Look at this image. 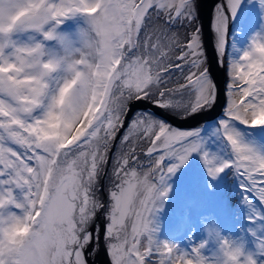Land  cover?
I'll return each instance as SVG.
<instances>
[{
  "label": "snow or ice",
  "instance_id": "snow-or-ice-1",
  "mask_svg": "<svg viewBox=\"0 0 264 264\" xmlns=\"http://www.w3.org/2000/svg\"><path fill=\"white\" fill-rule=\"evenodd\" d=\"M255 3L264 13V0ZM199 4L0 0V264H90L101 254L108 264H264V147L236 127L264 128V23L237 55L227 52L244 0H224L211 20L227 74L224 119L211 136L230 157L210 151L202 129L148 111L126 119L139 100L179 120L216 103ZM193 153L209 177H238L245 238L214 222L187 249L159 238L168 179Z\"/></svg>",
  "mask_w": 264,
  "mask_h": 264
},
{
  "label": "rangeland",
  "instance_id": "rangeland-1",
  "mask_svg": "<svg viewBox=\"0 0 264 264\" xmlns=\"http://www.w3.org/2000/svg\"><path fill=\"white\" fill-rule=\"evenodd\" d=\"M250 1L251 11L255 10L257 12L255 15L261 18L260 24L264 23V19H262V17H264V13L260 11L258 4L255 3V0ZM251 11L249 8H245L246 14L248 12L250 15ZM240 15L241 14L238 13L237 17L231 20L229 25V45L227 49L228 57L237 55V50L243 49L247 45L248 39L251 36V25H248L249 23L246 21L247 19L245 20L246 24L242 23L240 21ZM176 30L179 31L180 38L182 40L185 33L189 32L186 26ZM233 44L235 45V49L233 48ZM178 75L179 74L173 75L172 80L175 81L178 78ZM226 83L227 74L225 66V81L223 82V95L225 101L222 112L223 115L226 107V97L224 94ZM147 103L150 102L147 101ZM140 109L141 110L138 112L148 111L142 108ZM257 129L261 130L258 135L254 133V136L249 135L245 138L254 143H259V145L264 144V140H262L264 138V128ZM123 134L124 132L121 135ZM115 144L116 147L113 148V153H115L120 147L119 138L115 141ZM207 147L210 151L218 152L215 149L209 148V146ZM111 166L112 164L110 162L107 169L109 175L111 172ZM190 173L195 174L198 177H193V179H191ZM109 175H107V178ZM199 175L201 177H199ZM104 177L106 178V175ZM204 177L205 180L203 179ZM206 178L209 177L199 154L197 156L196 153H193L185 165L178 169V171L168 179L170 191L164 200V207H167V209L165 211L161 209L163 208L162 205L154 217V222L158 228V236L160 239L172 241L178 244L181 248L187 249L193 242H198L205 236V226L213 222L220 228L224 235L234 238L239 237L242 239L247 236V230L251 227V225H249L245 217L249 214V210L242 201L243 194L239 188L240 182L234 171L232 169H227L222 175L221 196L223 202L219 204L222 206L226 221L223 218L219 222L211 219V207L208 205L209 199L204 191L206 185H209V183L206 182ZM251 199H253V203L256 205L257 209H259L260 205L258 201H255L254 198ZM248 239V247L251 249V238L249 237Z\"/></svg>",
  "mask_w": 264,
  "mask_h": 264
},
{
  "label": "bare ground",
  "instance_id": "bare-ground-1",
  "mask_svg": "<svg viewBox=\"0 0 264 264\" xmlns=\"http://www.w3.org/2000/svg\"><path fill=\"white\" fill-rule=\"evenodd\" d=\"M223 3H224V0H200L199 14H198V18H197V21H196V25L200 26V28H201V36H202V39L204 41V50H205L206 56H207V49H206L207 45L205 44V42H207L208 40H209V43L211 44L210 46L215 51V48L213 46V34H212V31H211V20H212L213 12H214V9L216 8V6L217 5H223ZM250 3H251L250 0H244V5H243V7H242V9L240 10L239 13L241 14L240 15V21L242 23H244V24H246V21H248V23H249L248 25H251L250 33L252 35L256 31L259 30L260 25H261L260 24L261 18L259 16L255 15L257 13L255 10L251 11ZM245 8H249L250 9V11H251L250 15L248 14V12H247V14L245 13ZM230 22H231V20H230ZM230 22H229V25H230ZM239 26H241V25H239ZM187 29L189 31L191 30L188 27H187ZM228 30H229V26H228ZM205 37H208L207 41H206ZM215 53H216V51H215ZM226 59L227 58H225V60ZM207 66H208V56H207ZM222 68H223V82H224L225 81V67H222ZM223 92H224V89H223ZM139 101H143V102L147 103V100H139ZM224 101H225V99H224V95H223L222 107L220 108V111H219L218 114L214 113V106L212 105L208 109H206V110H204L202 112H199V113H197L194 116H190L186 120H179V119H176L175 117H170L167 113H162L161 110H159V109L158 110L160 111V114H158V115H160V117L162 119L163 118L167 119L168 123H171L175 127L180 128V129H197V128L202 129V135L207 140V146H209V148L215 149L216 151L220 152V154L223 155L225 158H229L230 157V152H228V150L224 146L223 142L220 139L211 136V132L217 126V122L219 120H221V119H224V115L222 114L223 109H224ZM132 104H131V106H132ZM147 104L152 106V107H154L151 103H147ZM131 106H130L129 114L126 117L127 120H131L133 118V116L139 110H141L140 107L132 108ZM145 110H148V111L152 112L149 109H145ZM155 114H156V112H155ZM236 127L239 128L244 133L245 137L246 136L248 137L249 135L254 136V133H256V135H258L261 132V130H259L257 128H247V127H245L243 125H239V124H236ZM123 132L124 131H121L120 135ZM255 138H257V137H255ZM257 139H259V138H257ZM262 140H264V138ZM255 144L257 146L264 147V144H261V145H259V143H255ZM196 155L198 156L197 153H196ZM223 173H221L215 179H213V178L208 176L209 178H206L207 179L206 182H208L209 185H211V187L209 185L207 186L205 184L206 188H204L206 196L209 199L208 205H210V207H211L210 208L211 219L213 221H218V222L222 218L226 221L225 214L223 213V210H222V206L219 204V203L223 202L222 196H221V182H222ZM190 176H191V179H193V177H195V178L198 177L195 174H191ZM199 177H201V176L199 175ZM203 179L205 180V177ZM108 181H109V176H108V178H107V175H106V178L103 177L102 184L104 185L105 190H106V188L108 186ZM190 190H191V188H190ZM100 195H101V198H104L105 192L100 193ZM164 205H165V203L163 202V208H161V209H163L165 211L167 209V207H164ZM100 243H101V246H102L103 245V235L102 234H101ZM97 259H100L102 261L101 264H108L107 257L104 254H101L98 258L97 257L91 258L90 259V264L93 261L97 260Z\"/></svg>",
  "mask_w": 264,
  "mask_h": 264
},
{
  "label": "water",
  "instance_id": "water-1",
  "mask_svg": "<svg viewBox=\"0 0 264 264\" xmlns=\"http://www.w3.org/2000/svg\"><path fill=\"white\" fill-rule=\"evenodd\" d=\"M205 38L207 41L208 37H205ZM205 44L207 45L206 49H207L208 68L210 70V75L218 88V99L216 103L213 105L214 113L218 114L220 111V108L222 107V99H223V68L220 66V64L217 63L216 53L213 50V48L210 46L211 44L209 43V40L205 42ZM131 107L132 108L140 107L143 109H149L154 113L156 112V114H160V111L157 108L152 107L143 101L134 102ZM101 263L102 261L100 259H97L93 261L91 264H101Z\"/></svg>",
  "mask_w": 264,
  "mask_h": 264
}]
</instances>
